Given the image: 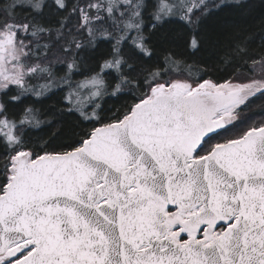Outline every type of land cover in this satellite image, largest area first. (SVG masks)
<instances>
[{
	"label": "snow or ice",
	"instance_id": "obj_1",
	"mask_svg": "<svg viewBox=\"0 0 264 264\" xmlns=\"http://www.w3.org/2000/svg\"><path fill=\"white\" fill-rule=\"evenodd\" d=\"M0 264H264V0H0Z\"/></svg>",
	"mask_w": 264,
	"mask_h": 264
},
{
	"label": "trees",
	"instance_id": "obj_2",
	"mask_svg": "<svg viewBox=\"0 0 264 264\" xmlns=\"http://www.w3.org/2000/svg\"><path fill=\"white\" fill-rule=\"evenodd\" d=\"M215 22V18H212V19H210L209 20V24H212V23H214ZM102 47H107V45H102ZM177 51H183V49H177ZM199 57L197 56V57H192V61H195V60H197ZM191 62V61H190ZM224 67L225 66H223V65H221V72H223L224 71ZM199 73H194V75H198ZM249 115H253V117L254 118H256V119H259L260 118V115H259V110L258 109H253V112H251V113H248ZM53 130H55V129H53Z\"/></svg>",
	"mask_w": 264,
	"mask_h": 264
}]
</instances>
